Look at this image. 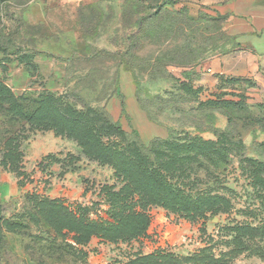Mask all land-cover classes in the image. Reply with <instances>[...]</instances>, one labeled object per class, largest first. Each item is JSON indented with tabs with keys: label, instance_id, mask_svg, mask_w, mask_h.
I'll use <instances>...</instances> for the list:
<instances>
[{
	"label": "rangeland",
	"instance_id": "374dc122",
	"mask_svg": "<svg viewBox=\"0 0 264 264\" xmlns=\"http://www.w3.org/2000/svg\"><path fill=\"white\" fill-rule=\"evenodd\" d=\"M227 1L0 0V264H264V72L206 71L236 48ZM127 94L196 148L144 149ZM140 166L209 199L205 217L109 216V192L155 194Z\"/></svg>",
	"mask_w": 264,
	"mask_h": 264
},
{
	"label": "crops",
	"instance_id": "0c3cea01",
	"mask_svg": "<svg viewBox=\"0 0 264 264\" xmlns=\"http://www.w3.org/2000/svg\"><path fill=\"white\" fill-rule=\"evenodd\" d=\"M215 7L221 14H231L227 31L237 45L234 50L212 55L206 64L207 73L257 80L259 73L264 72V0H230ZM126 97L138 118L136 127L141 128L142 140L148 143L154 136L164 138L165 128L148 121L132 94Z\"/></svg>",
	"mask_w": 264,
	"mask_h": 264
},
{
	"label": "trees",
	"instance_id": "16d2710c",
	"mask_svg": "<svg viewBox=\"0 0 264 264\" xmlns=\"http://www.w3.org/2000/svg\"><path fill=\"white\" fill-rule=\"evenodd\" d=\"M216 13L224 20H226L231 15L230 13L221 14L217 10ZM229 36L233 38L231 35ZM248 80L249 79L246 78H233V77H224L222 75H219V84L221 86L223 84L227 85L235 82L244 83ZM226 103L230 104L232 102H226ZM119 104H120L121 116H124L128 119L129 116L126 111L125 97L123 95L119 96ZM118 124H119L118 122H115L114 127L118 131H120V133H123V135H127V133L123 131L120 125ZM132 132H136V130L132 129ZM155 142H160L162 145L165 146L173 145L174 148L181 149L187 152L196 148V146L192 145L191 143L173 144L168 136L166 138L151 139L149 145L144 146V149L149 150L150 149L149 147ZM202 144L204 145L206 144V146L211 147V144L214 143L213 141L208 140V141H203ZM124 163L127 165L126 166L127 169H131V167L133 168L134 166V164L130 165L127 161H124ZM137 168L138 170L136 171L137 173L136 175H138L141 183L139 184L140 189L141 190L146 189L147 186L152 185L155 194L151 197L150 200H147L149 196H147L146 198L144 194L140 195L137 199L133 200L128 195L123 193L122 190L118 192L117 191L109 192L108 195L110 197V204L107 210L109 216L115 218L116 216H122L126 214L128 215L140 204H143L144 202L147 203L148 201V203L150 204L162 205L168 210H171L177 213L178 215L186 217L187 219L190 220H196L205 217L207 211L203 209V205H205L209 199L204 200V197L202 195L194 196L191 195L190 193L185 192L184 189L180 186V184L176 182L172 183L167 178V176L162 174L161 171H158V169L149 170L148 167H144V166H140ZM210 199H215V198H210ZM134 254H137V252ZM137 255L134 256L135 258L127 260L126 264H132L134 261L138 260L140 257ZM145 256L146 257L144 258L142 257V258L143 259L151 258L155 256V253H150Z\"/></svg>",
	"mask_w": 264,
	"mask_h": 264
}]
</instances>
